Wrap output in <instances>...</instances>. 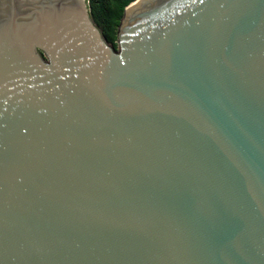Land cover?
Here are the masks:
<instances>
[{
    "label": "water",
    "instance_id": "95a60500",
    "mask_svg": "<svg viewBox=\"0 0 264 264\" xmlns=\"http://www.w3.org/2000/svg\"><path fill=\"white\" fill-rule=\"evenodd\" d=\"M0 0V264H264V0Z\"/></svg>",
    "mask_w": 264,
    "mask_h": 264
},
{
    "label": "trees",
    "instance_id": "16d2710c",
    "mask_svg": "<svg viewBox=\"0 0 264 264\" xmlns=\"http://www.w3.org/2000/svg\"><path fill=\"white\" fill-rule=\"evenodd\" d=\"M136 0H89L91 16L107 42L118 49V32L126 8Z\"/></svg>",
    "mask_w": 264,
    "mask_h": 264
}]
</instances>
